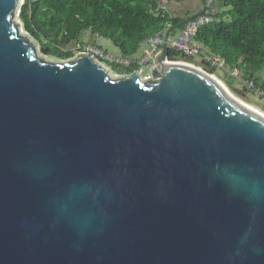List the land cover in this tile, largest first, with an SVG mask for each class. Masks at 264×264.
Wrapping results in <instances>:
<instances>
[{"label": "water", "instance_id": "water-1", "mask_svg": "<svg viewBox=\"0 0 264 264\" xmlns=\"http://www.w3.org/2000/svg\"><path fill=\"white\" fill-rule=\"evenodd\" d=\"M20 1L0 0V264H264V115L168 58L205 0L147 78L44 60Z\"/></svg>", "mask_w": 264, "mask_h": 264}, {"label": "trees", "instance_id": "trees-1", "mask_svg": "<svg viewBox=\"0 0 264 264\" xmlns=\"http://www.w3.org/2000/svg\"><path fill=\"white\" fill-rule=\"evenodd\" d=\"M214 1L227 10H218L216 21L198 30L195 38L205 48L203 55H219L227 65L238 67L245 79L257 80V72L264 67V0ZM185 17L161 10L159 0H24L19 12L23 29L48 48L50 56L58 59L73 56L69 46L78 43L84 31L109 39L119 49V54L136 57L143 40L166 27L168 31ZM176 29H172L170 35H174ZM168 58L195 61L174 49H169ZM201 61L209 72L215 73V69ZM136 69L138 65L115 66L116 73L120 74ZM225 83L236 94H244L241 97L246 101H252L247 88L234 87L227 77ZM261 107L264 109V104Z\"/></svg>", "mask_w": 264, "mask_h": 264}, {"label": "built area", "instance_id": "built-area-1", "mask_svg": "<svg viewBox=\"0 0 264 264\" xmlns=\"http://www.w3.org/2000/svg\"><path fill=\"white\" fill-rule=\"evenodd\" d=\"M205 2L206 9L203 13L188 21L181 28L179 34H169L167 39L168 47L169 49H174L187 57L201 58L205 61L206 65L209 68L225 70V72H227L231 77L238 78L241 76V72L238 67L227 65L224 58L216 54H205L204 56L203 51L205 48L203 44L195 38L198 30L202 26L213 23L217 19L216 15L218 13V9L215 6V1L205 0ZM169 3L170 0H159L160 9L166 11ZM167 26H169V24ZM166 33L167 27L164 30L158 31L143 40L140 44V50L142 52L141 57H128L121 54H110L99 43H97L96 40L88 43L87 46H84L83 49L85 50H83L82 52L90 54L93 60L100 63L105 68H108V65L119 67H130L133 65H138L139 69H136L134 71H140L141 78H147L151 77V67L149 68L147 73L142 76L143 70L141 69L140 65L146 66L148 63L153 62L155 55L161 51L162 45L165 42ZM95 36L97 38V35ZM197 66L203 68L200 64ZM245 88H247L249 91H253L259 97L261 102L264 103V87H259L256 84L254 78L249 77L245 79Z\"/></svg>", "mask_w": 264, "mask_h": 264}, {"label": "rangeland", "instance_id": "rangeland-1", "mask_svg": "<svg viewBox=\"0 0 264 264\" xmlns=\"http://www.w3.org/2000/svg\"><path fill=\"white\" fill-rule=\"evenodd\" d=\"M24 0H21L20 1V4H18V8H17V15L15 16V19L16 21H18L20 23V32L25 35L38 49V53L41 55V57L44 59V60H47V61H53V62H57V61H60V60H63V59H58V58H55V57H52L49 55V53L47 54H44L40 51V49L44 48L43 46H41L39 44V42H37L33 37L32 35H30L27 31H25L22 27V22L21 20L19 19V12H20V7L21 5L23 4ZM183 2H187V0H183ZM172 4H176V1L174 0H170V3L168 5V8H167V11L169 12L170 10V13L172 14V8H171V5ZM215 4L217 5V2H215ZM180 28H177L176 31H179ZM94 40H96L97 43H99L104 49L107 50V52H109L110 54H113V55H116V54H119L120 51L119 49L114 46V44L107 38H103V37H97L93 34H91L89 31H84L81 33L80 37H79V41L78 43H74L72 45H70L69 47L73 50V56L69 57V59H72L74 57H76L78 54L80 53H83L82 51L85 50L83 49L84 46H87L88 43H91L93 42ZM79 44V45H78ZM142 55V52L141 50L138 51L137 53V56L141 57ZM68 59V58H67ZM194 63L196 64H200L204 69H207V67L205 65L202 64V61H201V58H198V57H195L194 58ZM179 61H182V60H179ZM187 63H191L193 64L192 62H188ZM151 65V62L148 63L146 66L144 65H140L141 69L143 70V75H145V73H147V71L149 70V67ZM119 67V66H118ZM108 71L110 72L111 75L113 76H121V75H124V74H120V73H116V70H115V66L114 65H108ZM208 70V69H207ZM215 73H213L218 79H220L222 81V83H225V78H229V80L231 81V83L233 84L234 87L238 86V88L242 89L243 87H245V78L243 76H240L238 78H233L231 77L227 72H223L222 74H220V70L219 69H215L214 71ZM227 86V85H226ZM237 88V87H236ZM234 95H236L238 98H240L241 100H243L244 102H246L247 104L249 105H252V106H255L257 107L258 109L264 111V109L261 107L262 104H264L263 102H261V100L259 99V97L253 92V91H250V93H254L256 96H257V100L258 101H251V102H248L246 101L243 97L239 96L238 94H236L235 92H233L230 88H228Z\"/></svg>", "mask_w": 264, "mask_h": 264}, {"label": "crops", "instance_id": "crops-1", "mask_svg": "<svg viewBox=\"0 0 264 264\" xmlns=\"http://www.w3.org/2000/svg\"><path fill=\"white\" fill-rule=\"evenodd\" d=\"M175 1V0H174ZM215 6L217 7V9L222 12V11H225L227 10V8H224V7H219V5L215 4ZM202 7V3L200 2V0H187V2H183V0L181 1H176V4H172L171 5V8H172V14L170 13V10H169V14L170 15H176V16H181L183 17L184 14H185V10L187 9L189 12L191 11H197L199 10L200 8ZM224 17L228 18V15H225ZM181 30V29H180ZM179 31H176V33L174 35H177L179 34ZM150 67H152V65H150ZM149 67V68H150ZM220 74H222L223 72H225V70H220ZM257 85L259 87H264V67L262 68V70H260L259 72H257ZM238 88V86H236ZM247 95L249 96V98L252 100V101H258L257 100V96L254 94V93H247Z\"/></svg>", "mask_w": 264, "mask_h": 264}, {"label": "bare ground", "instance_id": "bare-ground-1", "mask_svg": "<svg viewBox=\"0 0 264 264\" xmlns=\"http://www.w3.org/2000/svg\"><path fill=\"white\" fill-rule=\"evenodd\" d=\"M214 77H216V76L214 75ZM219 81L222 83V81H221L220 79H219ZM222 85H224V83H222ZM224 87H226V86L224 85ZM228 91H229L230 95H231L232 97H234L236 100H238V101L244 103V104L247 105L248 107H250V108L254 109L255 111H258L259 113H261L262 115H264V111L258 109V108L255 107V106H252V105L247 104L246 102H244L243 100H241L240 98H238L236 95H234L229 89H228Z\"/></svg>", "mask_w": 264, "mask_h": 264}, {"label": "flooded vegetation", "instance_id": "flooded-vegetation-1", "mask_svg": "<svg viewBox=\"0 0 264 264\" xmlns=\"http://www.w3.org/2000/svg\"><path fill=\"white\" fill-rule=\"evenodd\" d=\"M185 11L186 12H185L184 16H186L187 14H189V11L187 9Z\"/></svg>", "mask_w": 264, "mask_h": 264}]
</instances>
